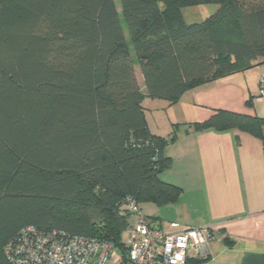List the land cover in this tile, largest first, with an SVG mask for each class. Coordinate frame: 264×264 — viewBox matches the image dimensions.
I'll return each instance as SVG.
<instances>
[{
  "label": "trees",
  "instance_id": "1",
  "mask_svg": "<svg viewBox=\"0 0 264 264\" xmlns=\"http://www.w3.org/2000/svg\"><path fill=\"white\" fill-rule=\"evenodd\" d=\"M204 4L218 8L184 21ZM260 62L264 0H0V264L28 225L105 240L125 260L123 199L182 192L159 177L177 125L151 133L144 98L174 104ZM189 126L264 139V116L218 109Z\"/></svg>",
  "mask_w": 264,
  "mask_h": 264
},
{
  "label": "crops",
  "instance_id": "2",
  "mask_svg": "<svg viewBox=\"0 0 264 264\" xmlns=\"http://www.w3.org/2000/svg\"><path fill=\"white\" fill-rule=\"evenodd\" d=\"M264 62L185 91L177 102L145 97L144 116L151 133L175 140L165 147L171 166L161 180L181 188L175 202L140 204L149 222L164 231L187 226L216 229L207 257L190 254L185 264H264V139L237 129L194 130L222 109L264 116L258 96Z\"/></svg>",
  "mask_w": 264,
  "mask_h": 264
},
{
  "label": "built area",
  "instance_id": "3",
  "mask_svg": "<svg viewBox=\"0 0 264 264\" xmlns=\"http://www.w3.org/2000/svg\"><path fill=\"white\" fill-rule=\"evenodd\" d=\"M264 95V73L259 78L258 96ZM129 215L123 239L126 259L109 242L95 237L70 234L63 230L23 227L8 241L5 254L11 264H185L193 254L206 258L207 244L221 235L207 226H187L164 231L153 226L132 196L122 202Z\"/></svg>",
  "mask_w": 264,
  "mask_h": 264
},
{
  "label": "rangeland",
  "instance_id": "4",
  "mask_svg": "<svg viewBox=\"0 0 264 264\" xmlns=\"http://www.w3.org/2000/svg\"><path fill=\"white\" fill-rule=\"evenodd\" d=\"M116 4L118 5V2L116 1ZM218 8V5L216 4H204V5H196V6H190V7H185L182 9V14L184 21L186 23H192V22H201L204 20L207 16L213 14ZM118 10H120V7L118 6ZM121 24L123 26L124 32L126 34L127 40H129L128 33H127V28H126V23L122 19ZM131 49V53L135 59V54ZM136 70H138V65L137 63L135 64ZM139 81L142 82V78L139 75ZM127 236V231H125L122 235L123 239H125Z\"/></svg>",
  "mask_w": 264,
  "mask_h": 264
}]
</instances>
